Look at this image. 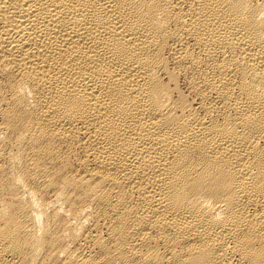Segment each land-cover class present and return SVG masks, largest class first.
Returning a JSON list of instances; mask_svg holds the SVG:
<instances>
[{
    "label": "bare ground",
    "instance_id": "6f19581e",
    "mask_svg": "<svg viewBox=\"0 0 264 264\" xmlns=\"http://www.w3.org/2000/svg\"><path fill=\"white\" fill-rule=\"evenodd\" d=\"M0 264H264V0H0Z\"/></svg>",
    "mask_w": 264,
    "mask_h": 264
}]
</instances>
